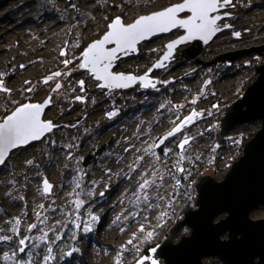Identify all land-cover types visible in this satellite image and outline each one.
Returning <instances> with one entry per match:
<instances>
[{
  "label": "rangeland",
  "instance_id": "1",
  "mask_svg": "<svg viewBox=\"0 0 264 264\" xmlns=\"http://www.w3.org/2000/svg\"><path fill=\"white\" fill-rule=\"evenodd\" d=\"M129 1L0 0V85H4L0 87V121L14 109L10 101L23 95L22 83L43 77L53 82L39 87L30 102L50 96L51 106L43 119L60 124L72 121L74 125L63 137L60 132L54 136L49 133L39 142L11 152L0 167V264H148L157 248H148L149 257L141 258L144 245L151 244L160 226L172 227L186 202L194 206L197 193L193 185L184 188V179H191L200 165L207 167L208 158L205 160L203 154L211 140L197 134L200 122L188 123L189 119L193 113H201L197 108L211 106L217 112L215 120L221 123L227 108L241 98L243 84L255 80L254 66L264 64L263 55L246 54L234 60L236 64L220 80L211 83L204 80L206 68L177 57L164 69L176 63L174 68L163 76L164 69L152 74L153 67L146 73L155 79L161 75L165 81L182 77L168 97L157 94L115 117L106 107L133 98V88L123 99L111 103V95L124 90L108 91L112 94L107 100L83 108L82 103L72 100L78 93L76 80L84 74L67 77L62 70L47 74L61 62V49L98 40L108 28L107 11L128 24L182 0H134L126 6ZM220 13L231 15L221 20L220 26L231 27L205 48L200 60L208 62L225 52L264 44V0H231ZM231 18L235 19L230 22ZM181 33L176 30L146 43L141 58L120 59L114 71L144 74L163 53L165 44ZM84 53L77 61L79 71H85L81 66ZM8 63L15 66L6 67ZM86 84L105 90L91 75ZM188 103L195 104L189 107ZM178 117H185V123L175 122ZM261 126V121H254L225 135V142L223 138L214 145L223 156L220 166L215 173H204L222 181L242 155L241 147ZM81 129L87 133L82 148L78 155H71L67 151L70 138ZM189 133L195 134L188 137ZM92 149L102 150V155L85 168L84 157ZM45 181L52 185L49 194L44 192ZM110 205H116L115 212L110 213ZM224 217L222 214L214 222ZM250 218H264V208L254 210ZM75 231L80 236L73 243ZM189 233L184 226L170 239L176 243ZM203 264L222 263L205 258Z\"/></svg>",
  "mask_w": 264,
  "mask_h": 264
},
{
  "label": "water",
  "instance_id": "2",
  "mask_svg": "<svg viewBox=\"0 0 264 264\" xmlns=\"http://www.w3.org/2000/svg\"><path fill=\"white\" fill-rule=\"evenodd\" d=\"M230 2L182 0L163 10L142 15L128 24L115 17L107 31L88 44L81 66L99 82L100 88L110 92L130 90L138 85L147 89L155 85L156 79L148 76L150 69L153 67L154 71H160L177 57L205 65L233 62L246 54L264 56L262 44L225 52L208 62L198 58L218 35L231 27L228 24L220 26L221 20L231 16L220 13ZM176 30L182 33L165 44V50L145 75L114 71L117 61L137 55L141 44ZM254 68L255 80L225 112L218 140L242 124L261 121L262 126L244 144L242 155L231 164L222 181H216L209 175L199 179L195 186L194 208L184 212L183 218L157 249L164 264H203L205 258H216L222 264H264V218H250L254 210L264 208V64ZM50 106V96L41 102L28 101L0 121V167L11 152L39 142L53 130L66 125L43 119ZM51 189L52 185L45 181L44 192L49 194ZM222 214L225 217L214 222ZM184 226L190 229L189 235L173 243L170 236ZM223 235L227 238L222 239Z\"/></svg>",
  "mask_w": 264,
  "mask_h": 264
},
{
  "label": "trees",
  "instance_id": "3",
  "mask_svg": "<svg viewBox=\"0 0 264 264\" xmlns=\"http://www.w3.org/2000/svg\"><path fill=\"white\" fill-rule=\"evenodd\" d=\"M131 3H134V0L129 1V3L126 4V6H131L132 5ZM121 10H123V9H121ZM244 11L247 12L248 9H245ZM105 14L107 15V17L109 19V22H107V25H109V23H111L115 17L112 16V14L109 13L108 11L105 12ZM234 19L235 18H231L229 21L231 22ZM145 45H146V43L142 44L138 55H134L131 58H141L143 53H144L143 48H145L144 47ZM87 46H88V44L86 42L82 41V43H80L76 47L69 45L68 48L66 47V48L61 49V54H60L61 62L59 64H57V66H55L52 70L50 69V71H48V73H47V74H50L52 72L53 73L59 72V74H60L61 73L60 71L62 70L63 71L62 73H65L67 75V77H73V76H77L79 74H84L82 77H80L76 80V85H75L74 89H76L78 93H77L76 97L74 96V100H72V102H74V103L75 102L76 103H82V106H84L83 108H85V107L91 108L94 104L101 103L103 100H107L108 95L112 94V93L111 94L107 93L108 91H106V90H99V89H96L95 87L94 88H88L87 87L86 80L90 79V75L86 71H81V70L79 71V65L80 64H77V61L81 60L82 55L86 51ZM178 61H180V58H178ZM235 64H236L235 62H210L209 64L199 65L198 68H206V70L203 74L204 80L207 79V80H209V82L212 83V81L215 82V81L220 80L222 78V76H224L226 73H228L230 68ZM242 64L243 63H240V66ZM13 65L15 66V64H13V63H8L6 65V67L7 66L11 67ZM175 65H176V63L170 65L168 68L164 69L162 71V73H160V74L163 76L166 72L169 71L170 68L173 69L174 68L173 66H175ZM151 73L155 74V73H157V71L151 70ZM161 75L156 76V85L152 86L153 88L151 87L150 89H144L140 85H138L137 87H134L133 88V93H134L133 98H129V97L124 98L125 94H127V92H128L127 90L121 91V93H119L117 96L111 95L112 99L108 100L110 103L113 102L112 100H114V102H117L118 100H121L123 98H124V100H123V103L120 105H116V103L109 104L106 107L107 110L110 109V110H108L107 113L108 114L114 113L113 116L116 117V116H119L120 114L126 112L133 105H137L141 101L150 100L157 94H165V96L168 97V95H170L169 90H171L173 87H175L181 81L182 77H178V78L170 79L169 81H165V80H162ZM0 79H2V77H0ZM248 80H249V82H246L247 81V79H246V81H245L246 83H244L242 86L243 87L241 89L242 93H244L246 88L253 81L250 79H248ZM52 82H53L52 79H48V80L44 81L43 77L36 78L34 80L24 81L22 83V85L25 86V88H23V90H24L23 95L21 96L20 99L18 98L15 101L14 100L10 101L11 106L15 109L17 106H19L25 102L33 100V97H34V95H35V93L39 87H43L47 84H51ZM1 84L2 85H0V87L4 88L3 83H1ZM31 88H34V90ZM195 103H196V101H195ZM195 103H188L187 105L189 107H191V104L194 105ZM205 107H208V106H205ZM205 107H203V108L202 107H200V108L196 107L199 111H201V113H199V114L193 113L192 114L193 119L190 118L188 123L189 122L191 123L192 121H194V123L200 122V125H201L200 128L201 129L197 130V134L200 133V134H198L199 136H208L210 138L211 142L208 145V151L204 152L203 157L205 160L208 158L207 161L211 162V161H217L218 160V158L214 154V151L219 150L220 147L218 148V147H215L214 145L217 144L219 141L218 140V133L220 131V121H218V122L216 121L215 127L212 129L205 126L204 122L208 119L207 114L204 111ZM215 114L217 115L216 111H215ZM185 119H186L185 117H178V119L175 122L184 124ZM53 122H55V119ZM65 122H67V121H65ZM56 124H60V123H56ZM186 126H187V124L184 125V128ZM73 127H74V125H73L72 121H68V124H66L65 126L59 128V129L53 130L51 132V134H52V136H54L56 133L60 132V134L63 137L65 135V131L67 130V128H73ZM86 134L87 133L81 129V130H77L75 132V134L70 138V143L68 144V150L67 151H69V153L71 155L72 154L73 155L79 154V150L82 148ZM194 134L195 133H189L188 137L194 136ZM226 139L227 138H224V142ZM243 143H244V141L242 142V144ZM160 150H161V148H160ZM240 151L242 154V152H243L242 147H241ZM101 155H102V150H100V149H95V150L92 149L91 151H89L83 160V164H84L85 168H88L89 166L93 165ZM196 170H195V172H193V176L191 175L189 177L192 180L186 178V179H184V182H183L184 188H187V189H189V185H193L194 186V190H193L194 193H196V187H195L197 184L196 180L198 179V181H199L200 177L203 176L204 174L209 175V173H204V171H209L210 173H215L217 171V169H212L210 166L201 167V165ZM190 181H193V182L190 183ZM190 207H191V203L186 202L184 207L182 209H180L181 212H180L179 216L177 215V218L173 222L172 227H169V228H166L165 226L159 227L158 232L155 235V238L153 240H151V244L146 243L144 245L143 250L140 252L141 258L142 257H146V258L149 257L148 253L150 252L149 249L151 247H156L158 249V247L164 242V240L168 236L170 230L179 222V220L183 217L184 212ZM79 236L80 235H79L78 231H75L73 234V239H74L73 243H75L76 241L78 242ZM79 244H80V242H79ZM76 247L78 248V246H76ZM79 252H80L81 256H84V251H83L82 246H79ZM146 258H145V260H146ZM153 259L156 261V264H163V261L161 259H159V257H158L157 250L154 251V257L151 258L150 262H147V263L148 264H154Z\"/></svg>",
  "mask_w": 264,
  "mask_h": 264
},
{
  "label": "built area",
  "instance_id": "4",
  "mask_svg": "<svg viewBox=\"0 0 264 264\" xmlns=\"http://www.w3.org/2000/svg\"><path fill=\"white\" fill-rule=\"evenodd\" d=\"M204 111L207 114V118H208L206 120V125L205 126L211 128V129L214 128L215 127V123H216V120L214 118V116H215L214 109L211 106H208V107H205ZM214 154L218 158V160L217 161H211V162L207 161V164H208L207 166H210L212 169H217L220 166L219 162L221 161V158H223V156L219 152V150L214 151Z\"/></svg>",
  "mask_w": 264,
  "mask_h": 264
},
{
  "label": "bare ground",
  "instance_id": "5",
  "mask_svg": "<svg viewBox=\"0 0 264 264\" xmlns=\"http://www.w3.org/2000/svg\"><path fill=\"white\" fill-rule=\"evenodd\" d=\"M109 171L110 170L107 168V172H109ZM108 209H109L110 213H113V212H115L117 207H116V205H110Z\"/></svg>",
  "mask_w": 264,
  "mask_h": 264
}]
</instances>
